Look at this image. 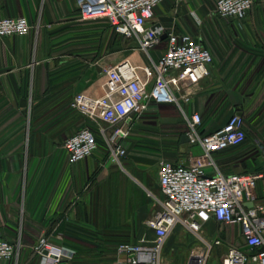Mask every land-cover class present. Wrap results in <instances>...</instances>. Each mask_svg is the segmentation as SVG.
<instances>
[{
    "label": "crops",
    "instance_id": "obj_1",
    "mask_svg": "<svg viewBox=\"0 0 264 264\" xmlns=\"http://www.w3.org/2000/svg\"><path fill=\"white\" fill-rule=\"evenodd\" d=\"M216 2L189 0L177 5L165 0L154 17V22L198 37L213 50L209 77L183 84L184 94L191 98L186 108L201 115L206 133L222 128L235 112L245 115L252 98L264 105V91L260 92L264 1L256 3L257 15L247 16L241 24L217 14ZM19 16L28 18L31 33L0 38V238L21 243V264H40L42 256L34 246L41 238L76 249L77 258L80 250L134 243L148 231L146 222L159 209L148 189L157 186L159 194H154L160 195L158 178L137 161V153L128 160L126 156L123 167L111 162L103 140L105 147L98 146L91 157L71 164L64 142L57 144L54 138V126L89 119L71 108V102L78 93L103 94L104 69L112 65V54L106 52L109 43H99L95 59L97 26L81 20L75 0H0V19ZM213 25H221L223 31L200 35L197 26L210 30ZM238 29L246 31H234ZM160 46L163 51L165 43ZM157 48L155 60L162 53ZM170 118L161 114L158 121ZM24 121H30L27 128L16 127V122ZM36 121L55 123L51 129L33 126ZM184 136L177 143L162 142L163 159L188 164L200 153L199 147L182 141ZM259 154L250 135L245 145L217 157L226 173L262 172L264 157ZM206 228L226 243H242L239 225L218 232L219 225L211 221ZM176 235L192 237L180 229L172 236ZM0 264L13 262L0 260Z\"/></svg>",
    "mask_w": 264,
    "mask_h": 264
},
{
    "label": "built area",
    "instance_id": "obj_2",
    "mask_svg": "<svg viewBox=\"0 0 264 264\" xmlns=\"http://www.w3.org/2000/svg\"><path fill=\"white\" fill-rule=\"evenodd\" d=\"M164 1L75 0L81 20L108 23L120 36L136 42L151 61L138 66L124 60L105 67L103 94L95 97L82 92L71 102L73 109L100 123L98 132L110 161L123 167L127 156L123 142L152 105H177L186 123L188 144L201 150L188 164L166 159L160 162V195L149 192L159 209L147 220L144 236L118 246V255L125 256L118 263L167 264V241L180 229L198 240L186 264H207L216 248L223 247L221 264H264V171L226 173L217 157L247 142L245 115L235 112L222 128L206 133L201 115L188 112L186 105L191 98L184 94L183 84L209 77L214 56L198 37L154 22L155 9ZM187 1L174 0L177 5ZM259 1L264 0H217L216 12L241 24ZM32 29L25 16L0 19V38L27 36ZM163 43L165 48L155 60L152 52ZM98 146L90 127L76 131L63 143L71 164L91 157ZM211 221L219 225L218 232L227 225H239L242 243H226L219 233L210 235L206 224ZM20 250V242L0 238V260L21 264ZM34 251L42 256L40 264H74L76 256L74 249L55 246L46 238L38 241Z\"/></svg>",
    "mask_w": 264,
    "mask_h": 264
},
{
    "label": "rangeland",
    "instance_id": "obj_3",
    "mask_svg": "<svg viewBox=\"0 0 264 264\" xmlns=\"http://www.w3.org/2000/svg\"><path fill=\"white\" fill-rule=\"evenodd\" d=\"M256 4L253 9L249 12L248 17H254L257 15ZM97 26L95 29L96 35V55L95 59L99 57V43L103 44L105 40L106 52H111L112 54V65L117 64L124 60H131L136 65H147L149 64L150 57L142 51L138 44L133 40H127L120 36L113 28L109 26L106 22H92ZM217 25H213L212 29L204 30L202 27L197 26L200 29V35H205V32H218L223 31L221 25L216 28ZM217 30V31H216ZM234 31H246L244 30H234ZM247 31H252L248 29ZM105 46V47H106ZM213 50L210 45H208ZM163 47L157 48L159 52L162 51ZM155 51V50H154ZM153 51V52H154ZM152 52V55H153ZM261 90V91H260ZM259 91L263 93L264 90ZM261 94V93H260ZM259 98L255 97L249 101V105L245 112V120L247 123L248 138L253 135L254 140L259 145V152L264 157V105L259 102ZM262 101V100H261ZM71 107V106H70ZM72 108V107H71ZM161 114L169 115L172 118L158 121V116ZM35 127L40 126L43 128L47 126L48 128L53 127V122H31ZM27 128L30 125V121L16 122V127ZM100 123L88 120H73L72 122H63L61 126H54L53 130L56 132L54 136L57 144L60 141H65L70 135L76 131L84 128L90 127L95 132L99 146L105 147L104 140L99 135L98 129L100 128ZM50 129V130H51ZM186 132V123L184 121V116L179 110L178 106L172 104L171 106L163 107V105H152L148 112H146L137 122L132 130V134L127 138L124 143V147L127 150V158L134 153L138 156L135 158L137 161H141L145 164L147 172L153 177V179L158 178L159 165L162 160V147L163 141H173L174 143L179 140L181 134ZM103 140V141H102ZM159 142V145H158ZM56 143V142H55ZM246 144V143H245ZM244 144V145H245ZM161 155V156H160ZM149 185V184H148ZM147 187V186H146ZM158 187L151 188L148 186L150 191L159 194ZM138 241V240H137ZM135 241V242H137ZM197 239L190 236H172L169 240L167 249L164 250L165 261L167 264H186L188 257L191 252V248L196 247ZM223 248H216V250L211 254V257L207 264H221V255L224 252ZM18 257H20V252ZM125 256L118 255L117 249H91V250H80L79 257L76 259L74 264H119L118 261L123 262Z\"/></svg>",
    "mask_w": 264,
    "mask_h": 264
},
{
    "label": "water",
    "instance_id": "obj_4",
    "mask_svg": "<svg viewBox=\"0 0 264 264\" xmlns=\"http://www.w3.org/2000/svg\"><path fill=\"white\" fill-rule=\"evenodd\" d=\"M165 37H166V36H164L163 38H165ZM182 141H186V142H187V141H188L187 137H186V136H184V137L182 138ZM44 253L46 254V253H47V251H45Z\"/></svg>",
    "mask_w": 264,
    "mask_h": 264
},
{
    "label": "trees",
    "instance_id": "obj_5",
    "mask_svg": "<svg viewBox=\"0 0 264 264\" xmlns=\"http://www.w3.org/2000/svg\"><path fill=\"white\" fill-rule=\"evenodd\" d=\"M76 251V256H75V259H74V263L76 262V259H77V250L74 249Z\"/></svg>",
    "mask_w": 264,
    "mask_h": 264
}]
</instances>
